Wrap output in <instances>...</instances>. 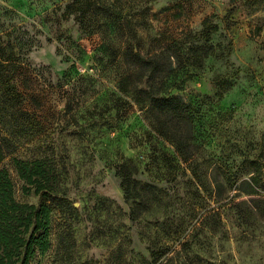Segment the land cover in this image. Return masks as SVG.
Returning a JSON list of instances; mask_svg holds the SVG:
<instances>
[{
	"label": "rangeland",
	"instance_id": "374dc122",
	"mask_svg": "<svg viewBox=\"0 0 264 264\" xmlns=\"http://www.w3.org/2000/svg\"><path fill=\"white\" fill-rule=\"evenodd\" d=\"M0 15L28 126L0 167L16 201L51 207L49 249L30 264H264V220L233 207L264 199V179L256 195L236 190L264 159V0H0ZM175 39L183 59L162 81L192 115L186 161L148 116L135 56ZM200 45L212 54L183 66ZM13 158L45 159L55 199ZM120 174L152 186L143 202L125 199Z\"/></svg>",
	"mask_w": 264,
	"mask_h": 264
},
{
	"label": "trees",
	"instance_id": "16d2710c",
	"mask_svg": "<svg viewBox=\"0 0 264 264\" xmlns=\"http://www.w3.org/2000/svg\"><path fill=\"white\" fill-rule=\"evenodd\" d=\"M2 15H0L1 18ZM0 23V163L17 149L16 138L28 126L20 123L24 114L19 103V93L16 85V71L21 65L13 53V42L10 33L2 29ZM216 31L212 26L205 34ZM182 41L175 39L169 42L159 54L143 57L136 53V64L145 77L147 89L143 97L148 101L147 113L153 122L156 132L170 141L176 152L186 161L192 155L191 121L192 115L188 105L181 97L171 95L165 88L163 79L176 72L183 59ZM184 65L200 66L202 60L212 54L211 46L187 47ZM16 57V58H15ZM174 59L176 66H172ZM17 61V62H16ZM159 79V81H158ZM159 83V89L156 85ZM42 123L34 120L32 127ZM185 127V132H184ZM37 132L39 130H36ZM264 159L251 162L253 174L240 182L237 193L256 195L258 187L264 179ZM18 177L34 189V193L46 201L56 197L58 192V177L53 167L43 158L20 160L13 158ZM121 187L125 199L143 202L141 193L148 184L141 185L137 180L120 174ZM254 201L256 204L248 205ZM237 218L248 225L252 221L264 220V199L250 198L234 204ZM135 210L130 209V219H136ZM218 221V215L216 216ZM51 207L45 203L39 205L19 202L13 197L12 183L9 171L0 167V264H30L36 254H44L49 249V225ZM214 219V215L211 216ZM211 232L212 227H211Z\"/></svg>",
	"mask_w": 264,
	"mask_h": 264
}]
</instances>
